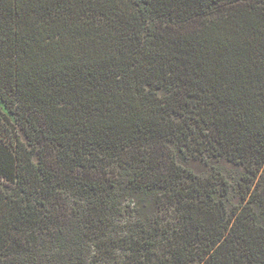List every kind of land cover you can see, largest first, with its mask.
I'll return each instance as SVG.
<instances>
[{
  "label": "trees",
  "instance_id": "1",
  "mask_svg": "<svg viewBox=\"0 0 264 264\" xmlns=\"http://www.w3.org/2000/svg\"><path fill=\"white\" fill-rule=\"evenodd\" d=\"M0 103V264H264V0H0Z\"/></svg>",
  "mask_w": 264,
  "mask_h": 264
},
{
  "label": "rangeland",
  "instance_id": "2",
  "mask_svg": "<svg viewBox=\"0 0 264 264\" xmlns=\"http://www.w3.org/2000/svg\"><path fill=\"white\" fill-rule=\"evenodd\" d=\"M0 111L4 115H9L8 109L4 107L3 104L0 103ZM11 117V116H10ZM11 120L13 121L12 117ZM183 165L189 169H192L198 175H206L208 173V169L199 162L190 161L188 163H183ZM224 170V174L226 178L232 185H235L239 176L243 173V169L240 167L233 166L225 161L217 164Z\"/></svg>",
  "mask_w": 264,
  "mask_h": 264
}]
</instances>
